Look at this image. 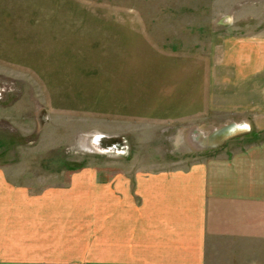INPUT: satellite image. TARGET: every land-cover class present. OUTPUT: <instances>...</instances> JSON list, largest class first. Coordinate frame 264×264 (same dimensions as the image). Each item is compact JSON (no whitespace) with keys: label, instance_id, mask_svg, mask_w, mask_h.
<instances>
[{"label":"rangeland","instance_id":"obj_1","mask_svg":"<svg viewBox=\"0 0 264 264\" xmlns=\"http://www.w3.org/2000/svg\"><path fill=\"white\" fill-rule=\"evenodd\" d=\"M189 1L0 0V73L17 75L15 80L0 76V264H102L104 216L115 207L118 212L113 190L133 185L141 168L154 163L174 168L188 161L176 157L170 142L183 138V127L159 119L156 126L140 128L148 121L140 118L165 114L138 105L150 101L145 93L158 86L161 101L165 88L182 84V49L166 61L175 46H153L158 54L147 58L148 44L154 45L155 25L166 32V25L186 20L182 7ZM191 1L203 7H255L238 20L264 22V0ZM59 7L78 15H55ZM91 7L100 14L85 11ZM20 11L23 23L40 16L41 22L50 17L76 23L73 46L45 45L50 61L26 62L23 54L29 57L35 48L12 41L3 26ZM124 23L139 25L125 29ZM15 45L23 49L21 56ZM195 81L191 78L192 86Z\"/></svg>","mask_w":264,"mask_h":264},{"label":"crops","instance_id":"obj_2","mask_svg":"<svg viewBox=\"0 0 264 264\" xmlns=\"http://www.w3.org/2000/svg\"><path fill=\"white\" fill-rule=\"evenodd\" d=\"M192 3L182 7L186 20L179 26L169 24L161 32L155 25L154 45L148 44L147 58L158 54L153 46H175L166 61L182 49L181 86L165 88L161 101L158 86L145 93L150 101L138 105L165 114L140 118L148 120L140 128L156 126L159 119L183 127V138L170 142L176 157L188 163L167 169L154 163L136 170L133 185L113 190L118 212L115 207L104 216L102 264H264V22L238 20L255 7ZM85 11L100 14L93 7ZM57 12L65 19L78 15L73 8ZM22 14L14 13L3 26L12 41L35 48L29 57L23 54L26 62L50 61L45 45L73 46L76 23L50 17L41 22V16L23 23ZM129 24L122 25H139ZM15 50L24 52L18 45ZM1 71L0 76L17 77L13 70Z\"/></svg>","mask_w":264,"mask_h":264},{"label":"bare ground","instance_id":"obj_3","mask_svg":"<svg viewBox=\"0 0 264 264\" xmlns=\"http://www.w3.org/2000/svg\"><path fill=\"white\" fill-rule=\"evenodd\" d=\"M227 131V130H226Z\"/></svg>","mask_w":264,"mask_h":264}]
</instances>
